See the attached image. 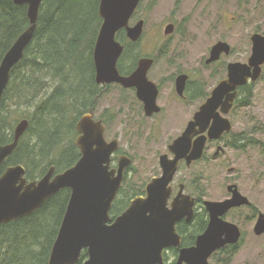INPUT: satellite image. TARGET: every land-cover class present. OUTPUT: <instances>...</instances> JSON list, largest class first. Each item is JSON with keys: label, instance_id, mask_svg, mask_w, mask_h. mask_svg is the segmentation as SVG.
Returning <instances> with one entry per match:
<instances>
[{"label": "water", "instance_id": "95a60500", "mask_svg": "<svg viewBox=\"0 0 264 264\" xmlns=\"http://www.w3.org/2000/svg\"><path fill=\"white\" fill-rule=\"evenodd\" d=\"M140 2L99 0L98 14L102 22L92 59L95 84L106 86L117 83L126 89L135 88L145 115L149 117L160 110L156 105L157 89L147 78L152 60L140 59L136 70L129 76H121L117 69L124 50L116 39L117 34L123 30L132 43L138 42L142 36L143 20L129 25ZM13 3L27 6L29 26L0 61V101L11 71L23 59L33 39L42 0H13ZM173 29L174 26L168 24L164 36L171 34ZM250 41L251 54L247 62L227 64L226 77L215 86L184 133L169 147L174 158L160 157L162 175L152 178L145 186V195L132 199L116 218L111 219L109 212L130 159L120 157L117 170L109 169L110 156L117 150V141L107 143L101 121H95L92 113H85L75 124L78 136L74 145L81 157L72 167L54 175L52 166L42 178L32 182L27 181L25 168L20 164L4 170L0 176V226L31 215L59 191L69 189L70 197L47 264H78L84 251L87 258L82 264H166L163 251L180 246L175 225L182 219L190 222L194 206V201L183 193L182 186L168 206L171 197L169 184L180 160L185 159L189 165L200 159L207 139H218L224 132H230L229 120L221 115H227L230 111L238 88L259 79L264 65V35L255 33ZM230 52L227 43L217 42L211 47L205 64L217 62L221 55L228 56ZM187 79L188 76L184 74L176 78L175 89L180 97L183 96ZM28 126L27 119L18 121L13 129L12 141L0 144V165L16 149ZM206 131L207 136L202 135ZM193 136H198V139L187 156L185 143ZM228 191L231 192L230 199L203 203L209 217L206 230L197 237L193 247L179 250L176 264H210L212 254L239 242V228L223 220V216L233 208L249 206L250 202L238 192L236 186H229ZM253 233L257 237L264 235V214L258 215Z\"/></svg>", "mask_w": 264, "mask_h": 264}, {"label": "rangeland", "instance_id": "374dc122", "mask_svg": "<svg viewBox=\"0 0 264 264\" xmlns=\"http://www.w3.org/2000/svg\"><path fill=\"white\" fill-rule=\"evenodd\" d=\"M138 20L144 21L143 33L129 59L157 60L149 71V79L161 82L157 103L162 113L154 119H144L134 95L122 92L113 84L103 89L90 112L95 120L103 121L105 139L117 138L120 150L133 161L122 185L125 200L132 193L143 192L144 185L160 174L158 156L164 152L168 141L182 131L203 101L202 98L188 104L176 101L172 79L185 73L190 83L207 96L225 77L228 63H246L251 54V35H264V0H142L129 25ZM168 24H173L174 29L164 36ZM217 42L227 43L230 55H222L219 62L206 66L204 62L209 51ZM124 64L129 65V61ZM53 86L50 82L48 88ZM23 111L25 116L27 110ZM229 118L233 134L250 136L255 144L246 145L240 152L229 151L216 161H211L208 153L207 161L180 169L175 180L187 182L188 194L193 188L201 192L202 201L225 199L228 197L226 185L235 184L253 204V211L264 214V66L259 79L252 83L248 105L233 110ZM22 119L17 118L12 129ZM252 128L254 132L250 133ZM229 168L234 169L230 174L227 173ZM198 212L201 214L202 210L199 208ZM225 219L243 231L229 264H264V235H254V220H245V216L238 213ZM195 223L198 224V219ZM209 263L214 264L212 259Z\"/></svg>", "mask_w": 264, "mask_h": 264}, {"label": "trees", "instance_id": "16d2710c", "mask_svg": "<svg viewBox=\"0 0 264 264\" xmlns=\"http://www.w3.org/2000/svg\"><path fill=\"white\" fill-rule=\"evenodd\" d=\"M98 6L99 0H42L33 39L23 59L11 71L0 101V144L12 141L17 118L29 122L16 149L1 165L0 175L7 167L20 164L26 170L27 180L34 181L51 166L59 173L79 159L73 142L74 135L78 134L75 124L81 115L93 112L101 92L107 87L94 82L92 53L102 22ZM28 26L26 5L0 0V61ZM117 40L124 46L117 64L123 74L134 67L124 63L131 58L135 45L129 42L123 30ZM48 80L54 83L53 87L48 88ZM239 92L238 105H248L252 83L241 87ZM24 109L27 110L25 116ZM251 130L250 133L254 132L253 128ZM245 142L251 146L256 141L248 136ZM237 143L232 142L241 148L242 144ZM122 187L109 212L111 219L120 215L135 196L143 195V192L132 193L125 200ZM69 197L70 190L62 189L31 215L1 225L0 264H47ZM205 215L200 214L198 224L194 221L191 225L177 226L182 247L192 246L195 237L203 232ZM237 248L236 244L223 249L222 258L218 255L211 258L213 263L229 264ZM169 253L174 258L172 264H176L177 250L171 249ZM170 255L164 254V260H171ZM86 258L84 251L78 264Z\"/></svg>", "mask_w": 264, "mask_h": 264}, {"label": "flooded vegetation", "instance_id": "af4514ba", "mask_svg": "<svg viewBox=\"0 0 264 264\" xmlns=\"http://www.w3.org/2000/svg\"><path fill=\"white\" fill-rule=\"evenodd\" d=\"M173 25V24H172ZM164 35V34H163ZM142 37V36H141ZM140 40H141V38H140ZM139 40V41H140ZM138 41V42H139ZM130 42V41H129ZM138 42H136V43H132V42H130L131 44H134V45H137V43ZM221 57H222V55H221ZM221 57H220V59H221ZM144 58H147V57H144ZM140 59H142V58H139L138 60H137V58H133V59H128V60H126L127 62L129 61V65L131 64V66H134V67H131L130 69H127V70H125V72L126 73H123V74H121L120 72V75L121 76H129V75H131L135 70H136V68H137V64H138V61L140 60ZM151 60H152V65L150 66V68H149V70H148V72H147V78H148V80L151 82V83H153L154 85H155V87H156V89H157V97H156V105L159 107V112H157V113H153L151 116H146L145 115V112H144V106H143V103L138 99V97H137V91H136V89L135 88H128V89H126V88H123L120 84H117V83H114L113 85H116V87L119 89V90H121L122 92H125V91H129V92H131L133 95H134V97H135V99H136V101H137V104H138V107H139V109L141 110V113H142V115H143V117H144V119H149V120H151V119H154L155 117H157L158 115H160L161 113H162V107L157 103V101L159 100V98H160V91H161V88H162V85H161V82L160 83H154L152 80H150L149 79V71L155 66V62L157 61L156 59H152V58H150ZM220 59L217 61V62H219L220 61ZM125 61V62H126ZM206 61V60H205ZM217 62H214V63H212V64H215V63H217ZM118 64V63H117ZM204 64H205V62H204ZM206 65V64H205ZM209 65H211V64H209ZM209 65H206V66H209ZM119 71V70H118ZM226 73H227V65H226ZM187 75V74H185V73H180V74H178L175 78H174V80L172 79V84H173V88H174V93H175V95H176V97H175V100L176 101H179V102H181V103H185V104H188V103H193V102H195V99H198V98H202L203 99V101H202V103L197 107V109H196V111L192 114V116H191V118L187 121V123H186V125L184 126V128L182 129V131L177 135H175L174 136V138L173 139H171L170 141H168V143L165 145V150H164V152L162 153V154H160L159 156H158V165H159V168H160V174L158 175V176H156V177H153V178H157V177H160L161 175H162V169H161V166H160V157H163V156H166L169 160H172L173 158H174V154L173 153H171L170 151H169V147L171 146V144L175 141V140H177V138L179 137V136H181L183 133H184V131H185V129L187 128V125H188V123L190 122V121H192L193 120V117H194V115H195V113L199 110V108H200V106L202 105V104H204L205 103V101L211 96V93H212V90L215 88V86L221 81V80H223L225 77H226V75H225V77L223 78V79H221L214 87H213V89L210 91V93L207 95V96H203V94H201L200 93V91H201V89L200 88H198L196 85L194 86L192 83H190V80H189V76H188V79H187V81H186V86H185V89H184V92H183V96L182 97H180L177 93H176V89H175V81H176V78L178 77V76H180V75ZM112 85V84H111ZM106 86H109V85H106ZM106 86H100V87H106ZM239 89L240 88H238V90H237V96H236V98L234 99V102H233V104H232V107H231V109H230V111L228 112V114L227 115H221L223 118H226L227 120H229V122H230V124H231V130H230V132H228V133H226V132H224L218 139H213V140H209V139H207L206 140V142H205V145H204V148H203V154H202V156H201V158L200 159H198V160H196V161H192L189 165L187 164V161L185 160V159H182V160H180L179 162H178V164H177V170H176V173H175V175L173 176V179H172V181L170 182V184H169V186H170V188H171V197H170V199H169V202H168V206H170L171 205V203H172V201H173V199L175 198V196L178 194V192L180 191V187L182 186L183 187V193L185 194V195H187V196H189L193 201H194V206H193V217H192V220L190 221V222H186L185 221V219H182V220H180L179 222H177L176 223V225H175V230H176V233L179 235V237H180V246L179 247H176V248H168V249H166V250H164L163 251V253H162V256L164 255V254H167V255H169L170 253H169V251L171 250V249H176L177 250V253H179V250L180 249H182V248H190V247H193L194 245H195V242H196V239H197V237L198 236H200L201 234H203V232L206 230V227H207V225H208V221H209V217H208V213L206 212V210H205V207H204V205H203V203L205 202V201H202L201 200V192L199 193V191L197 190V189H195V188H193L194 190L192 191V193H190V194H188V193H186V185H187V182L186 183H181V182H179V181H176L175 179V177H176V175H177V173L180 171V169H182V168H184V169H188V168H190L192 165H194V164H198V163H200V162H204V161H207L208 159H209V157L206 155V154H210V160L211 161H216L217 159H219L220 157H224L229 151H238L239 150V152H240V150H242L245 146H246V142H245V139H246V136L244 135H242V134H233V131H232V128H233V124H232V121H231V119L229 118V115H231L232 116V111L233 110H235V109H239V108H243V107H245V106H242V105H238L239 104V100H240V92H239ZM176 101H174V102H176ZM219 113H221L220 112V110L218 111ZM93 119H94V116H93ZM95 120V119H94ZM95 121H101V120H95ZM101 124L103 125V121H101ZM103 127H104V133H103V136H104V140L107 142V143H110L111 141H113V140H116L117 141V150L115 151V152H113V154H111V158H110V164H109V169L111 170V169H115V170H117V167H118V161H119V158L120 157H130V156H128V155H126L124 152H122L121 150H120V146H119V141H118V139L117 138H113L112 140H110V141H107L106 139H105V126L103 125ZM202 135H204V136H207V131L206 132H204ZM77 136H78V134H77ZM76 136V137H77ZM200 136V135H199ZM198 136H193V137H191L186 143H185V147H184V149H185V151H186V155L187 156H189L190 155V153L192 152V150H193V148H194V143L197 141V138ZM238 141H240V142H238ZM232 142H235V143H237V144H242V145H244L243 147H242V145H240L241 146V148H238L237 146H236V144H232ZM2 145V144H1ZM233 145H235V146H233ZM76 147V146H75ZM77 151H78V155H79V157H81V154H80V151L77 149ZM132 157V156H131ZM134 157V156H133ZM130 159V165L127 167V169L125 170V172H124V179H123V181H122V183H121V186H120V188L122 187V185L124 184V181H125V178H126V175H127V172L129 171V169H130V167H131V165H132V163H133V161L131 160V158H129ZM4 163V162H3ZM2 163V164H3ZM1 164V165H2ZM1 165H0V167H1ZM14 166V165H13ZM52 167V166H51ZM54 167V166H53ZM234 171V169H232V168H229V169H227V173L228 174H230V173H232ZM4 172V171H3ZM63 172V171H62ZM59 173H61V172H59ZM25 174H26V170H25ZM46 174V173H45ZM44 174V175H45ZM55 174H58V173H55V168H54V175ZM2 175V174H1ZM0 175V176H1ZM43 175V176H44ZM25 178H26V175H25ZM42 178V177H41ZM27 179V178H26ZM152 179V178H151ZM150 179V180H151ZM36 180H39V179H36ZM36 180H34V181H36ZM149 180V181H150ZM28 182H32V181H29V180H27ZM149 181L147 182V183H149ZM194 182V181H193ZM147 183L144 185V191H145V186L147 185ZM192 185V184H191ZM229 186H236L235 184H228V185H226V192H227V194H228V197H226L225 199H223V200H218V201H211V202H222V201H225V200H227V199H230L231 198V192H229L228 191V187ZM192 187H193V185H192ZM237 187V186H236ZM120 188H119V191H120ZM237 190H238V187H237ZM118 191V192H119ZM144 191H143V195H138V196H144L145 195V193H144ZM238 192L241 194V192L238 190ZM118 194V193H117ZM242 195V194H241ZM138 196H135L134 198H136V197H138ZM242 196H244V195H242ZM117 197V196H116ZM244 197H246V196H244ZM133 198V199H134ZM247 198V197H246ZM116 199V198H115ZM248 199V198H247ZM131 201V200H130ZM250 202V201H249ZM130 203V202H129ZM199 208H200V210H202V212H204L206 215H205V225H204V230H203V232H201L200 234H198L196 237H195V242H194V244L192 245V246H189V247H187V246H185V247H182V237H181V235L177 232V226L179 225V224H182V223H184V224H186V225H191L199 216H200V214H199V212H198V210H199ZM253 208H254V206H253V204L250 202V205L249 206H243V207H239V208H233V209H231L230 211H228L224 216H223V220H225V221H227L226 219H225V217H229L230 215H232V214H235V213H238V215H244L245 216V220H247V218H251V222L252 223H254V225H255V222H256V220H257V218H258V215H259V213H255L254 211H253ZM252 213V216H251V213ZM228 222V221H227ZM230 223V222H229ZM247 223V222H246ZM233 224V223H232ZM254 225H253V227H254ZM237 226V225H236ZM238 227V226H237ZM239 228V227H238ZM240 230V232H241V238H242V235H243V231H241V229H239ZM253 231V230H252ZM240 238V239H241ZM238 244V243H237ZM230 247H234V246H231V245H229V246H226L225 248H223V249H228V248H230ZM223 249H221V250H219V251H216L214 254H212V256L210 257V259L213 257V256H215V255H218V256H220V255H222L221 254V251L223 250ZM177 257H178V254H177ZM163 260H164V258H163ZM176 260H177V258H176ZM171 260H168L167 259V261H165L164 260V262L166 263V264H172V261L170 262Z\"/></svg>", "mask_w": 264, "mask_h": 264}]
</instances>
